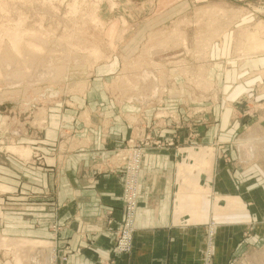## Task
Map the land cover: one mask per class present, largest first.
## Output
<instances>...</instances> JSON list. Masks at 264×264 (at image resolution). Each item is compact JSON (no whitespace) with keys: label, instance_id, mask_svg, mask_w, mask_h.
Returning a JSON list of instances; mask_svg holds the SVG:
<instances>
[{"label":"crops","instance_id":"0c3cea01","mask_svg":"<svg viewBox=\"0 0 264 264\" xmlns=\"http://www.w3.org/2000/svg\"><path fill=\"white\" fill-rule=\"evenodd\" d=\"M240 38L244 53L233 34L200 65L219 83L218 100L158 93L155 80L153 93L122 102L94 82L84 97L48 102L26 132L19 121L17 142L27 135L37 160L0 161V264H50L54 255L65 264H204L210 227L213 264H264V41ZM146 132L164 144L144 153L134 249L117 254L115 154Z\"/></svg>","mask_w":264,"mask_h":264},{"label":"rangeland","instance_id":"374dc122","mask_svg":"<svg viewBox=\"0 0 264 264\" xmlns=\"http://www.w3.org/2000/svg\"><path fill=\"white\" fill-rule=\"evenodd\" d=\"M243 33L264 41V0H0V161L37 160L27 135L17 142L18 122L26 132L48 102L84 97L94 82L122 102L151 94L155 80L158 93L218 100L200 65L233 34L244 53ZM175 74L183 84H168Z\"/></svg>","mask_w":264,"mask_h":264},{"label":"built area","instance_id":"2783aa9c","mask_svg":"<svg viewBox=\"0 0 264 264\" xmlns=\"http://www.w3.org/2000/svg\"><path fill=\"white\" fill-rule=\"evenodd\" d=\"M197 134L191 132L187 136L189 143L194 141ZM164 142L162 139L156 138L151 133H147L143 138L133 137L127 139V143L122 149L116 151L122 161L121 170L123 175L121 200L123 201V219L119 222L116 229V236L113 242V250L115 253L131 254L134 249V238L136 234L137 209L139 204V196L141 192V175L143 173L144 153L153 147L161 148ZM60 226L54 224L53 230L57 232ZM209 245L204 255V264H213L212 239L214 236V228L210 227ZM66 257L62 256L58 262L57 257L52 256L50 264L66 263ZM110 264H113L112 262Z\"/></svg>","mask_w":264,"mask_h":264},{"label":"bare ground","instance_id":"6f19581e","mask_svg":"<svg viewBox=\"0 0 264 264\" xmlns=\"http://www.w3.org/2000/svg\"><path fill=\"white\" fill-rule=\"evenodd\" d=\"M207 50H208V49H207ZM11 149H13V151H14L15 149L19 150V149L16 148V147H11ZM21 151H24V150H21Z\"/></svg>","mask_w":264,"mask_h":264}]
</instances>
